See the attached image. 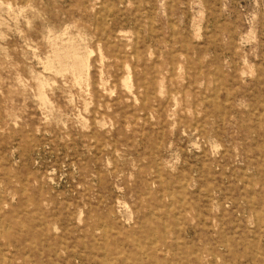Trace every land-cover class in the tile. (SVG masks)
Returning <instances> with one entry per match:
<instances>
[{"label":"rangeland","instance_id":"rangeland-1","mask_svg":"<svg viewBox=\"0 0 264 264\" xmlns=\"http://www.w3.org/2000/svg\"><path fill=\"white\" fill-rule=\"evenodd\" d=\"M0 264H264V0H0Z\"/></svg>","mask_w":264,"mask_h":264},{"label":"bare ground","instance_id":"bare-ground-1","mask_svg":"<svg viewBox=\"0 0 264 264\" xmlns=\"http://www.w3.org/2000/svg\"><path fill=\"white\" fill-rule=\"evenodd\" d=\"M68 47V46H67ZM70 47H72V46H70ZM66 48V47H65ZM69 48V47H68ZM60 50V49H59ZM63 51V50H62ZM64 51H66V50H64ZM68 51V50H67ZM61 54V53H60ZM67 54H69V53H67ZM71 54V53H70ZM75 55H77L76 53H75ZM67 56V55H66ZM79 56V55H78ZM72 57V56H71ZM69 58V57H68ZM78 59V58H77ZM69 62L68 63H70V60H68ZM124 61V60H123ZM63 63V62H62ZM73 63H74V61H73ZM64 64V63H63ZM72 64V63H71ZM124 64V63H123ZM64 65H66V64H64ZM71 66V65H70ZM66 67V66H65ZM75 67V66H74ZM79 67V66H78ZM67 68V67H66ZM73 68V67H72ZM122 68H123V66H122ZM62 69V68H61ZM74 69V68H73ZM77 69V68H76ZM80 69V68H79ZM84 69H82L81 71H83ZM127 80V79H126ZM126 82H128V80L126 81ZM105 226H106V224H105ZM103 227H104V224H103ZM102 227V228H103ZM105 229V228H104ZM103 229V230H104ZM107 233V232H106ZM107 235V234H106ZM137 243H139V242H137ZM4 254V253H3ZM4 256V255H3ZM141 260H142V258H141ZM216 261V260H215ZM217 262V261H216Z\"/></svg>","mask_w":264,"mask_h":264}]
</instances>
